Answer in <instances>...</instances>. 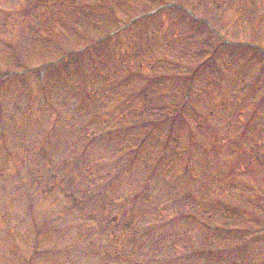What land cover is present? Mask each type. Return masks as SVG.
I'll list each match as a JSON object with an SVG mask.
<instances>
[{
    "label": "rangeland",
    "instance_id": "obj_1",
    "mask_svg": "<svg viewBox=\"0 0 264 264\" xmlns=\"http://www.w3.org/2000/svg\"><path fill=\"white\" fill-rule=\"evenodd\" d=\"M103 1L107 2L0 0V76L3 74L0 77V264H61L64 258L57 256L54 248L64 245L77 258L78 262L73 264H92L93 258L80 253L82 248H87L85 231L78 213L71 210L66 198L72 185L65 183L62 189L50 187L48 190L46 183L53 180L58 163L67 161L69 163L60 167L56 178L78 181L81 174L74 173L75 159L80 155L94 158L97 153H104L99 159L114 157L127 139L131 141L127 142L131 149L143 136L142 154L153 151L157 142L145 136L146 133L151 135L152 128L146 125L140 128L138 122L142 121V113L139 109L136 112L128 108L136 106L132 92L143 88L147 78L154 76L164 80L166 77L168 80L172 75L164 83L158 80L161 85L153 84L144 100L158 104L166 95V102L180 104L184 101L185 90L190 89L189 101L185 103L180 119L167 115L169 133L176 134L187 144L192 143V150L184 157L177 154L180 148L176 146L175 151H171V158L168 152L159 156L164 166L172 167L173 174L185 173L174 180V184L182 188L186 183L205 180L210 173L211 184H203L201 192L209 202L217 204L220 198L228 201L234 208L231 210L235 211L231 216L229 212L222 213V216L220 212L210 210V216L205 219L207 223H204L206 227L194 231L198 240L209 235L198 241L200 247L197 250H204L189 259L193 262L186 259L183 264H264V67L258 63L256 55L250 54L251 60L245 58L241 67L223 71L224 77L213 73L212 67H203L200 77L192 78L190 87H187L179 77L181 74L185 76L183 69L179 68L184 66L163 65L168 54L176 56L193 45H196L195 50L199 46L200 49V38L214 46L216 52H240L249 44L264 52V0H165L183 5L195 15L197 32H192L185 22H174L172 12L164 8L157 14L146 16L148 20L140 26L111 36V31L126 22L131 9L123 7L119 0H113L119 2L108 11L106 7H100ZM248 2H254L252 11L248 10ZM154 4L141 2L140 11L147 13ZM51 12L53 14L49 16ZM31 22L33 25L29 27ZM150 30L155 37H149ZM101 36L109 39L101 46L90 45ZM132 38L137 41L135 47L145 48L143 54L150 68L142 66V69L147 74L138 73L122 85L116 80L115 91L105 96V104L92 102L93 93L89 95L90 90L86 89L88 85L90 89L95 87L89 76L92 68L101 62V65H109V70L129 65L131 71L135 59L138 60L131 54ZM218 57L223 66H228L232 54L221 52ZM181 59L189 60V63L191 58ZM191 62L194 64L195 60ZM33 65L38 67L41 77L35 72L27 73L26 68ZM241 76L246 78L239 80ZM66 85L70 88L65 92L72 94L65 96L74 98L73 101L79 99L78 107L72 101L69 106H64L65 98L55 100L54 92ZM40 96H47L49 106L43 105L37 98ZM132 102L135 103L132 105ZM83 109L87 110L86 118L81 117L79 125L74 126L69 118L71 112L81 113ZM94 109L98 114L107 113L110 118H96L97 113H92ZM196 109L213 118L210 126L197 122ZM60 111L64 112V118L56 120ZM91 114L95 116L92 120L89 119ZM164 114L165 111L154 112L150 119H159ZM120 115L124 120H119L126 124L112 126L115 117ZM229 119L233 124H227ZM80 125H89L88 128L101 131V134L84 138L76 129ZM168 125L164 124L162 128ZM59 137L63 139L62 144ZM204 144L208 145V150L202 148ZM131 157L127 155L123 162ZM178 157L181 158L178 160ZM213 161L217 163L210 171ZM125 169L129 170L128 167L122 172L119 169L113 176L117 179L120 173L121 178L116 183L119 188L124 184L128 187L132 182L129 176H124ZM131 170H138V167L132 166ZM219 181L224 189L218 190L224 196H217L211 188ZM71 191L75 192V189ZM243 239H250L249 245L243 244ZM241 245V251L237 252ZM186 250H181V256ZM163 252L162 257L172 256L169 250L163 249Z\"/></svg>",
    "mask_w": 264,
    "mask_h": 264
},
{
    "label": "trees",
    "instance_id": "obj_2",
    "mask_svg": "<svg viewBox=\"0 0 264 264\" xmlns=\"http://www.w3.org/2000/svg\"><path fill=\"white\" fill-rule=\"evenodd\" d=\"M84 164H86V167L89 168L90 164H91V160H87L86 162H84ZM93 171H95V170H92L91 172H93ZM59 180H61L63 182V179L58 178L57 181H59ZM94 188H97V187H94ZM111 216H113V219H116V221H118V222L122 221L123 223H128L129 225L130 224L134 225V223H132V221L129 222V216L126 213H124L121 209H119L116 212L110 211L107 219H110ZM106 217H107V215H106ZM130 227H131V225H130ZM130 227H123L122 229L120 228L121 234H119V235L123 237V241L126 239L128 241V238H130L132 236L130 233ZM136 230H139L137 226H136ZM128 244L129 245L126 244L127 245L126 246V248H127V254L126 255L132 256L133 249H135V247H133V249H131V241H128ZM121 247H124V243H123V245L119 246V248H121ZM137 258H138V256H137Z\"/></svg>",
    "mask_w": 264,
    "mask_h": 264
}]
</instances>
